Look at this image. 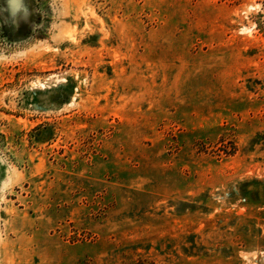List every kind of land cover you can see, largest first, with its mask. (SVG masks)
Segmentation results:
<instances>
[{"label":"rangeland","instance_id":"1","mask_svg":"<svg viewBox=\"0 0 264 264\" xmlns=\"http://www.w3.org/2000/svg\"><path fill=\"white\" fill-rule=\"evenodd\" d=\"M0 264H264V0H0Z\"/></svg>","mask_w":264,"mask_h":264}]
</instances>
